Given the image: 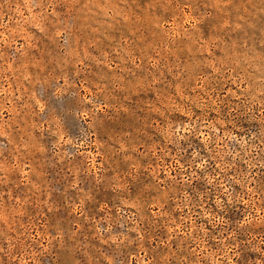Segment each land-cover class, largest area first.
Returning a JSON list of instances; mask_svg holds the SVG:
<instances>
[{"label": "rangeland", "instance_id": "rangeland-1", "mask_svg": "<svg viewBox=\"0 0 264 264\" xmlns=\"http://www.w3.org/2000/svg\"><path fill=\"white\" fill-rule=\"evenodd\" d=\"M0 264H264V0H0Z\"/></svg>", "mask_w": 264, "mask_h": 264}]
</instances>
